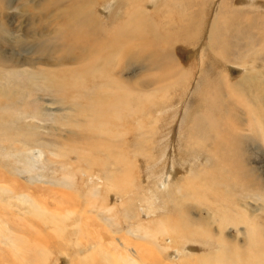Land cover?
Returning <instances> with one entry per match:
<instances>
[{
	"label": "rangeland",
	"instance_id": "obj_1",
	"mask_svg": "<svg viewBox=\"0 0 264 264\" xmlns=\"http://www.w3.org/2000/svg\"><path fill=\"white\" fill-rule=\"evenodd\" d=\"M191 1L0 0V264H115L117 248L145 264L150 245L137 237L166 219L180 243L166 257L151 252L160 264L184 238L203 242V256L220 248L209 239L244 243L249 221L264 237V81L250 92L221 84L210 65L212 22L195 12L211 20L223 1ZM253 26L233 30L240 49L229 45L263 65L249 50L261 40ZM229 70L232 81L242 75ZM92 105L101 116L85 122ZM223 216L240 224L219 233ZM27 241L41 245L38 258Z\"/></svg>",
	"mask_w": 264,
	"mask_h": 264
},
{
	"label": "bare ground",
	"instance_id": "obj_2",
	"mask_svg": "<svg viewBox=\"0 0 264 264\" xmlns=\"http://www.w3.org/2000/svg\"><path fill=\"white\" fill-rule=\"evenodd\" d=\"M91 1V0H90ZM126 1V0H125ZM168 1H172V3L175 5L177 2H181L183 3L184 0H168ZM190 2H192L191 0H187ZM193 1H199V0H193ZM201 1V0H200ZM199 1V2H200ZM223 2L221 4L218 5V11L219 13L216 12V16L214 18V15L212 17L211 20L208 19V17H205V19H203V13L199 12L198 10L195 12V14H200L202 20H204L205 22H212L211 23V30L209 32V36L208 38L210 39V44L212 43V48L215 51H212V55H211V59H210V65L211 67L213 65H216L220 68V70L216 69L219 71V74H222L223 79L221 84L223 85H228L231 86L233 88L236 89H243L247 90L250 92L249 88H255L257 87L258 89L260 88L259 85H261V83L264 81L263 77H264V64L263 65H259L257 63H255L254 60H248L249 54L245 53L240 49L239 46L237 44L240 43L241 38L238 37L236 38L235 41L230 40V38H232L234 36V32L233 30H235V32L238 34V36L240 35H244V31L247 29L246 26L248 27H252L253 25L259 24L260 26H258V31L257 34L261 37V40H259L258 42H254V40H249V42L253 45V48L249 49L251 51H254V53L258 56H262L264 55V9H262L264 7V0H233L231 3L228 4L227 0H222ZM229 1V0H228ZM166 2V1H165ZM217 2V1H216ZM132 3V1H131ZM127 4V3H126ZM228 4V5H227ZM129 5V4H128ZM141 5V4H140ZM157 6V5H156ZM168 6L169 8L172 7V4H170V2H168ZM179 6V5H178ZM196 6V5H195ZM86 7V6H85ZM243 7V8H241ZM261 7V10L258 8ZM168 8V7H166ZM214 8V7H213ZM93 9V8H92ZM162 9V8H161ZM192 9V7H191ZM190 9V10H191ZM198 9V8H197ZM87 10V9H86ZM89 10V9H88ZM180 11V10H179ZM189 11V10H188ZM148 12V11H147ZM82 13V12H81ZM170 13V12H169ZM186 13V12H185ZM79 14V13H78ZM87 14V13H86ZM90 14V13H89ZM192 14V12H191ZM146 15V14H145ZM189 15V14H188ZM194 15V14H192ZM55 16V14H54ZM79 16V15H78ZM69 17V16H68ZM138 17V16H137ZM192 17V16H191ZM138 19V18H137ZM143 19V17L141 18ZM198 19V18H197ZM68 21V20H67ZM78 21V20H77ZM143 21V20H142ZM172 21V20H171ZM192 21V20H191ZM199 21V20H198ZM242 21H246L247 25L243 26V28H240V24ZM85 22V21H84ZM150 21H148L149 23ZM145 23V22H144ZM198 23V22H197ZM82 24V23H80ZM88 24V23H87ZM165 24V23H164ZM193 24V23H192ZM237 24V25H236ZM92 25V24H91ZM168 25V24H167ZM171 25V24H170ZM236 25V26H235ZM82 26V25H81ZM95 26V25H94ZM151 26V25H150ZM169 26V25H168ZM235 26V27H234ZM78 27V26H77ZM96 27V26H95ZM99 27V26H98ZM254 27V26H253ZM3 28V27H1ZM84 28V27H83ZM82 28V29H83ZM89 28V27H88ZM148 28V27H147ZM195 28V27H194ZM246 28V29H245ZM6 29V28H5ZM185 29V28H184ZM198 29V27H197ZM204 29V27H203ZM245 29V30H244ZM146 30V28H145ZM199 30V29H198ZM244 30V31H243ZM6 31V30H5ZM183 31V30H182ZM256 31V30H255ZM7 32V31H6ZM198 32V31H197ZM208 32V31H207ZM72 33V32H71ZM92 33V32H91ZM183 33V32H182ZM141 34V33H140ZM148 34V33H147ZM252 34V32H251ZM256 34V36H257ZM81 35V34H80ZM249 35V34H248ZM114 36V35H113ZM250 36V35H249ZM255 36V35H254ZM147 37V36H146ZM251 37V36H250ZM141 36H140V40H141ZM235 38V37H234ZM252 38V37H251ZM84 39V38H83ZM143 40L146 41V39ZM148 40V39H147ZM194 40V39H193ZM112 41V39H111ZM192 41V39H191ZM128 42V41H127ZM126 42V43H127ZM144 42V41H141ZM230 42H233L236 44V46L238 47V49H235L232 45L230 46L229 44H231ZM117 43V42H116ZM100 44V43H99ZM148 44V43H147ZM108 45V44H107ZM120 44H118L119 46ZM142 45V44H141ZM137 46V45H136ZM101 47V46H100ZM107 47V46H106ZM109 47V46H108ZM124 47V46H123ZM203 48V47H202ZM106 50V49H105ZM166 50V49H165ZM132 51V50H131ZM246 51V50H245ZM111 52V51H110ZM247 52V51H246ZM80 53V52H79ZM202 54V53H201ZM80 55V54H79ZM168 55V54H167ZM170 55V54H169ZM176 55V54H175ZM178 56V55H177ZM161 57V56H160ZM161 59V58H160ZM202 59H204V57L200 56L198 57V60L201 61ZM65 60V59H64ZM155 61V60H154ZM110 62V61H109ZM174 62V61H173ZM155 63V62H154ZM176 63V61H175ZM63 65V64H62ZM175 65V64H173ZM176 65L178 66V63H176ZM111 66V65H110ZM64 67V66H63ZM89 67V66H88ZM230 67H239L240 69H242V75L240 76V78L235 82L232 81L230 79L229 73H230ZM213 68V67H212ZM66 69V68H65ZM214 69V68H213ZM88 70V69H87ZM86 70V71H87ZM41 71V70H40ZM59 71V70H58ZM61 71V70H60ZM164 71V70H163ZM56 73V71H55ZM67 74V73H66ZM85 74V73H84ZM65 75V74H64ZM72 76V75H71ZM85 76V75H84ZM55 77V76H54ZM78 78V77H77ZM76 78V79H77ZM84 78V77H83ZM87 78V77H86ZM59 79V78H58ZM73 79V78H71ZM80 79V78H79ZM55 80V79H53ZM78 80V79H77ZM82 80V79H81ZM84 80V79H83ZM69 81V80H68ZM71 81V80H70ZM73 81V80H72ZM79 82V81H78ZM80 83V82H79ZM220 83V82H219ZM65 84V82H64ZM70 84V83H67ZM121 84V83H120ZM199 84V83H198ZM121 86V85H120ZM120 86H117L120 88ZM125 87V85H124ZM69 88V87H68ZM197 88V87H196ZM118 89V88H117ZM128 89V88H127ZM263 88H260V90H262ZM76 90V89H75ZM65 91V90H64ZM69 91V90H68ZM136 91V90H133ZM257 91V89H256ZM104 94V93H103ZM140 95V94H139ZM216 95V94H215ZM64 96V95H63ZM145 96V95H143ZM219 96V94H218ZM231 96V95H230ZM66 97V96H65ZM64 97V98H65ZM103 97V96H102ZM239 98V97H238ZM237 98V100H238ZM242 98H243V92H242ZM103 99V98H102ZM114 99V98H113ZM138 99V97H137ZM141 99V97H140ZM232 99V98H231ZM68 100V99H67ZM107 100V99H106ZM112 100V99H111ZM121 100V99H119ZM235 100V101H237ZM243 100V99H242ZM100 101V100H98ZM206 101V100H205ZM226 101V100H224ZM74 102V101H72ZM243 102V101H242ZM68 103V101H67ZM137 103V102H136ZM239 103V102H238ZM95 104V103H94ZM204 104V103H203ZM207 104V103H205ZM211 104V103H210ZM235 104V102H234ZM240 104V103H239ZM72 105V103H71ZM209 105V103H208ZM207 105V106H208ZM238 105V104H237ZM93 106V105H92ZM211 106V105H210ZM118 107V106H117ZM228 108V107H227ZM39 109V108H38ZM229 109V108H228ZM231 109V108H230ZM229 109V110H230ZM78 110V109H77ZM136 111V110H135ZM78 112V111H77ZM76 113V111H75ZM207 113V112H206ZM83 114V113H82ZM113 114V113H112ZM111 114V115H112ZM205 114V113H204ZM239 114V113H238ZM80 116V115H77ZM99 116H101L100 113H97V108L96 106H93L89 109V112L87 114H85L84 116V121L88 122H96V119L99 118ZM240 116V115H239ZM225 117V115L223 116ZM210 118V117H209ZM255 118V117H254ZM253 118V119H254ZM77 119V118H76ZM102 123H104L103 121V117L100 119ZM161 120V119H160ZM255 120V119H254ZM198 121V120H197ZM206 122V121H205ZM254 122V121H252ZM258 122V121H257ZM176 123V122H175ZM195 123V122H194ZM213 123V122H212ZM216 123V122H215ZM86 124V123H85ZM202 124V123H201ZM222 124V123H221ZM88 125V123H87ZM198 125V124H197ZM154 126V125H153ZM225 126V125H224ZM223 126V127H224ZM194 127V126H193ZM226 127V126H225ZM235 127V126H233ZM103 129V127H101ZM100 128V129H101ZM174 128V126H173ZM105 129V128H104ZM108 129V128H107ZM198 129V128H197ZM208 129V128H207ZM106 130V129H105ZM199 130V129H198ZM197 130V131H198ZM178 131V130H177ZM215 131V130H214ZM200 133V132H199ZM222 133V132H221ZM228 133V132H227ZM239 134V133H238ZM223 135V134H221ZM243 135V133L241 134ZM240 135V136H241ZM167 136V135H166ZM143 137V136H142ZM176 139V137H172L171 136V140L172 139ZM222 138V137H221ZM168 139V138H167ZM202 138H200L201 140ZM219 139V138H218ZM92 140V139H91ZM103 140V139H102ZM115 140V139H114ZM166 140V139H165ZM175 140H172L173 142H175ZM199 140V139H198ZM224 140V139H223ZM105 141V140H104ZM108 141V140H107ZM111 141V140H110ZM119 141V140H118ZM80 142V141H79ZM168 142V141H167ZM108 143V142H107ZM166 143V142H165ZM178 143V142H177ZM224 143V142H223ZM116 144H119V142H116ZM115 144V145H116ZM173 144V143H172ZM176 144V143H175ZM186 144V143H185ZM231 144V143H230ZM168 145V144H167ZM179 145V143H178ZM108 146V145H107ZM118 146V145H117ZM239 146V145H238ZM174 147V146H172ZM224 147V145H223ZM186 148V147H185ZM196 148V147H195ZM109 149V148H108ZM117 149V148H116ZM226 148H224L223 150H225ZM115 150V149H113ZM118 150V149H117ZM175 149L173 148L171 150L168 149L165 153H166V168L165 171L168 175H171V169L175 170L174 168L171 167L173 160H175L176 153L177 151H174ZM180 150V149H179ZM120 151V150H119ZM186 151V150H185ZM197 151V150H196ZM121 152V151H120ZM187 152V151H186ZM211 153V152H210ZM218 154V153H217ZM230 154V153H229ZM115 155V154H114ZM165 156V155H163ZM216 156V154H215ZM232 156V155H231ZM235 156V155H234ZM243 156V155H242ZM237 157H239L237 155ZM121 158V157H120ZM124 158V157H123ZM181 158V157H179ZM221 158V157H220ZM178 159V158H176ZM223 159V158H222ZM182 162L183 160H179V162ZM216 161V160H215ZM214 161V162H215ZM117 162V161H116ZM221 162V161H220ZM224 162V161H223ZM217 163V162H215ZM222 163V162H221ZM184 164V163H183ZM214 164V163H213ZM219 163H217L218 165ZM226 164V163H224ZM176 166V165H175ZM178 166V165H177ZM180 166V165H179ZM223 166V165H222ZM218 167V166H217ZM220 167V166H219ZM132 168V167H131ZM213 169V168H212ZM219 169V168H218ZM226 170V169H225ZM164 172V171H163ZM228 172V171H226ZM173 174V173H172ZM205 174V173H204ZM197 175V174H195ZM203 175V174H202ZM241 175V174H240ZM200 176V174H199ZM237 176V174L235 175ZM162 177V176H161ZM167 177L169 176H165L162 178L160 185L163 187H165V185H167L168 181H167ZM202 177V176H201ZM233 177V176H232ZM171 179V178H169ZM202 180V178H199ZM196 180V179H195ZM194 180V181H195ZM193 181V180H192ZM202 182V181H201ZM196 183V182H195ZM171 183H169L170 185ZM188 187V186H187ZM172 188V187H171ZM189 189V188H188ZM198 189V187H197ZM204 189V188H202ZM196 190V189H195ZM207 190V188H206ZM205 190V191H206ZM179 191V190H178ZM200 191V190H199ZM203 190V192H205ZM98 192V191H97ZM168 192V191H166ZM188 192V191H187ZM194 192V191H192ZM198 192V191H197ZM196 192V193H197ZM201 192V191H200ZM66 194V193H64ZM194 193H192L193 196ZM100 195V194H99ZM168 195L165 193V196ZM208 195V193H207ZM206 195V197H207ZM211 195V194H210ZM212 195H215L212 193ZM96 196V194H95ZM205 197V195H203V198ZM210 197V196H209ZM193 198V197H192ZM202 198V196H201ZM213 198V197H211ZM210 198V199H211ZM219 198V197H218ZM216 198V199H218ZM215 199V198H214ZM221 200V198H219ZM206 200V199H204ZM219 200V201H220ZM223 200V199H222ZM208 201V200H207ZM217 201V200H216ZM209 202V201H208ZM215 202V201H214ZM218 202V201H217ZM241 203V202H240ZM1 204V203H0ZM35 204V203H34ZM161 204V203H160ZM220 204V203H219ZM242 204V203H241ZM65 205V204H64ZM226 205V204H225ZM1 206V205H0ZM38 206V205H37ZM224 207V205H222ZM221 206V207H222ZM39 210H42L43 212V208L41 206H38ZM2 208H3V204H2ZM110 208V207H109ZM114 208V207H113ZM162 208V207H161ZM225 208H227V205L225 206ZM229 208V207H228ZM112 208H110L111 210ZM231 211V210H229ZM229 211H227L226 213L228 214ZM60 212V211H59ZM31 213V212H29ZM44 213V212H43ZM68 213V212H66ZM232 213V212H231ZM32 214V213H31ZM11 215V213H10ZM15 215V214H14ZM17 215V214H16ZM38 214L36 213V216ZM65 215V214H64ZM1 216V215H0ZM3 216V215H2ZM8 216V215H7ZM28 218V214L26 215ZM40 217H44L43 214L38 215ZM105 216V215H104ZM225 216V215H224ZM223 216V217H224ZM32 217V216H29ZM220 218L218 219V226L217 229L219 230V233H223L222 231H224L223 229H225V227H228L229 225H237L240 224L239 221H237L234 216L233 217H224V218ZM20 218V217H19ZM30 218H28V221ZM44 219V218H43ZM41 219V220H43ZM255 219V218H254ZM1 220V219H0ZM45 220V219H44ZM50 221H52V224L57 223L58 221H55L52 217L49 219ZM167 220V219H166ZM166 220H162L159 223V228L155 227L153 228V230L151 229H143V233L141 234V236L137 237L138 239L144 240L145 239V244H147L148 246L150 245V252L146 249V255L147 257L146 260H149L150 262L145 260V264H160L157 257V261H155L154 256H158V255H162L163 257H166V255L168 254V250L171 248H176L175 244L180 243L178 241V239L174 236H176V233H173L172 228L170 227L172 225L171 222H168ZM5 222H8L5 218L4 220ZM18 221V220H17ZM110 221V220H109ZM113 221V220H112ZM202 221V220H201ZM27 222V219H26ZM59 223V222H58ZM87 223V222H86ZM17 224V223H16ZM84 224V223H83ZM165 224H168L167 226ZM229 224V225H228ZM26 225V224H25ZM85 225V224H84ZM170 225V226H169ZM228 225V226H227ZM216 226V225H215ZM238 226V225H237ZM259 224L258 222H256V220H253V222H248V224L245 226L246 227V232L248 233L247 236V240L245 239L246 242H240L239 238L236 237H231L230 240H226L225 238L219 239L216 238L217 241L215 239L207 241L208 239H206V241L210 244H213L212 242L215 241L218 244V247L220 245V248L217 250H213L211 252H209L206 256H203V251H198L197 246L196 245H203V242H197L194 241L192 239H183V245H180L181 250L177 251V255L174 256L172 259H169V263H163V264H264V237L258 232L257 229L259 228ZM88 227V226H87ZM232 227V226H231ZM55 228V227H54ZM142 228V227H141ZM180 228V227H179ZM181 229V228H180ZM179 229V230H180ZM159 230L161 233L162 239H157L156 237V233L155 231ZM184 230V229H183ZM261 230V229H260ZM24 232H27L24 231ZM171 232V233H170ZM203 232V230H202ZM206 232V231H205ZM83 233V232H82ZM127 233H129V231H127ZM131 233V232H130ZM129 233V234H130ZM149 235V237H145V235ZM171 235V238L167 235ZM190 234H193V232H190ZM204 235V234H203ZM246 235V234H245ZM261 235L260 238H258V236ZM41 236V235H40ZM178 237H181L180 234L177 235ZM39 237V235L37 236ZM173 237V238H172ZM202 237V236H201ZM206 237V236H205ZM43 238V237H40ZM164 238V239H163ZM205 239V238H204ZM30 240V239H29ZM123 240V239H122ZM158 240V241H157ZM10 241V240H9ZM13 241V240H12ZM20 241V240H19ZM48 241V239H47ZM223 241V243H221ZM26 243V242H25ZM28 243V241H27ZM26 243V244H27ZM125 243H128V241H125ZM12 244V243H11ZM36 244V243H35ZM216 244V243H215ZM222 244V245H221ZM24 245V244H23ZM29 245L27 248L30 249V252H34V256L32 257L33 259L38 258V253L37 250L41 247L38 246L36 247L34 244L30 245L29 243L27 244ZM114 245V244H113ZM128 245V244H127ZM146 246V245H145ZM117 247V245H116ZM233 248L234 250L230 249ZM21 245L19 246V244H16L12 249L14 250V252L18 253V250H20ZM23 248V247H22ZM174 248V249H175ZM201 248V247H200ZM154 249V250H153ZM241 249H244L243 251H245L246 254H243L241 251ZM7 250V249H5ZM16 250V251H15ZM118 250V252H113L112 254V258L115 264L119 263V264H141V256L138 254L137 260L135 259H131L129 257H127L126 255L121 253V250L119 248L116 249V251ZM156 250V251H155ZM173 250V249H172ZM202 250V248H201ZM125 251V250H124ZM259 251H262V256H259ZM13 252V251H12ZM156 253L153 257H150L153 253ZM173 252V251H172ZM9 253V252H7ZM15 253V254H16ZM174 253V252H173ZM32 254V255H33ZM14 255V254H13ZM181 256V257H177V256ZM10 256V255H9ZM2 257V256H1ZM92 257V256H91ZM90 257V260H92ZM136 257V256H135ZM159 257V256H158ZM7 258V257H6ZM12 258V255L9 257V262L10 259ZM15 258V257H14ZM107 259V257H105ZM176 258V259H175ZM13 259V258H12ZM24 259V258H23ZM86 259V258H85ZM168 259V258H167ZM6 260V259H5ZM15 260V259H13ZM95 260V259H94ZM109 257L107 259V264H109L108 262ZM18 261V259H17ZM88 261V260H87ZM15 262V261H14ZM21 262V261H20ZM19 262V263H20ZM78 264L79 260H77ZM85 262V260H84ZM93 262V261H92ZM18 263V262H17ZM16 263V264H17ZM34 263V262H33ZM113 263V262H112ZM13 264V263H10ZM38 264V263H37ZM84 264V263H83Z\"/></svg>",
	"mask_w": 264,
	"mask_h": 264
}]
</instances>
